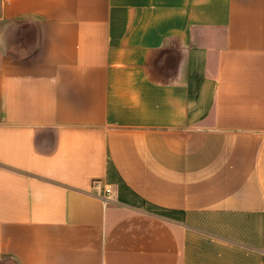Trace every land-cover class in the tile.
Returning a JSON list of instances; mask_svg holds the SVG:
<instances>
[{
    "label": "crops",
    "instance_id": "0c3cea01",
    "mask_svg": "<svg viewBox=\"0 0 264 264\" xmlns=\"http://www.w3.org/2000/svg\"><path fill=\"white\" fill-rule=\"evenodd\" d=\"M0 264H264V0H0Z\"/></svg>",
    "mask_w": 264,
    "mask_h": 264
},
{
    "label": "built area",
    "instance_id": "2783aa9c",
    "mask_svg": "<svg viewBox=\"0 0 264 264\" xmlns=\"http://www.w3.org/2000/svg\"><path fill=\"white\" fill-rule=\"evenodd\" d=\"M110 189L109 188H106L105 191L108 192Z\"/></svg>",
    "mask_w": 264,
    "mask_h": 264
}]
</instances>
